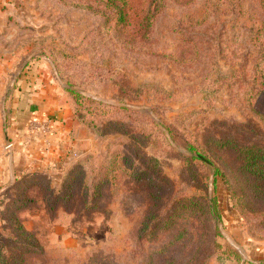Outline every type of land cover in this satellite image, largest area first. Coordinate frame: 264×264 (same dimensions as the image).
<instances>
[{
	"label": "rangeland",
	"instance_id": "obj_1",
	"mask_svg": "<svg viewBox=\"0 0 264 264\" xmlns=\"http://www.w3.org/2000/svg\"><path fill=\"white\" fill-rule=\"evenodd\" d=\"M19 1L17 17L9 19L12 34L4 37L9 39L4 45L19 47L14 76L19 78L37 63V69L50 73L70 96L75 119L97 139L94 151L76 159L91 155V162L83 163L86 187L82 183L80 190L98 182L113 154L123 152L131 158L130 169H117L116 181L88 201L97 206L90 210L82 192L61 203L66 193L54 195L68 170L59 177L43 174L58 205L50 209L46 202L45 207L37 204L25 217V228L42 249L30 254L27 263L148 264L152 259L155 264H171L175 259L172 264H190L188 250L181 245L169 252V258L168 252L161 254L186 231L190 220L182 229L169 225L165 230L161 225L149 234L152 239L146 238L152 229L147 223L156 224L150 213L158 195L144 172L155 177L154 171L171 182L161 184V189L156 179L158 192L166 194V224L177 199L195 197L198 202L200 196H217L221 219L211 222L209 238L231 246L243 260L206 252L204 243L198 253L207 264L263 263L264 228L243 216L232 198L235 184L243 179L239 159L209 149L208 156L223 172L216 179L209 162L206 170L198 161L186 162L192 154L174 142L169 131L192 141L237 133L248 139L246 143L264 146V0H199L191 6L164 0L165 11L150 43L138 38L133 42L131 31L116 29L107 17L84 9L87 0ZM131 1L140 15L144 0ZM70 91L98 104L79 107ZM6 123L5 116V127ZM10 199H0V230ZM217 230L220 234L214 237Z\"/></svg>",
	"mask_w": 264,
	"mask_h": 264
},
{
	"label": "trees",
	"instance_id": "obj_2",
	"mask_svg": "<svg viewBox=\"0 0 264 264\" xmlns=\"http://www.w3.org/2000/svg\"><path fill=\"white\" fill-rule=\"evenodd\" d=\"M87 1L89 3L83 6L84 9L101 14L104 18L107 17L116 29L119 28L127 33L131 31L130 36L133 42L138 38L144 41V43H150L152 41V33L156 22L165 11L166 5L164 0H144V7L139 15L131 0ZM198 1L199 0H174V2L180 6H191ZM75 6L77 5L75 4ZM70 92L74 96L76 103L80 105L79 107L86 105L85 102L98 104L95 101L80 96L74 91ZM86 123H88V121ZM90 125L93 126L92 124ZM249 131L251 132L252 130H248V132ZM169 132L174 142H181L185 149L192 154L191 157H185L186 162L193 164L195 161H198L200 166L205 170L208 168V165H213L216 179L222 176L223 172L221 168L215 164L213 158L208 156L210 155L209 149L215 148L217 151L223 150L226 154L239 159L241 162V174L243 175V179L237 182L232 190L234 204L243 216L248 217V220H254L259 228H264V146L254 144L253 142L246 143L244 140L248 139H240L241 137H239L237 133L231 135L229 138L214 137L215 141H211V137L203 138V141H201V139L194 141L188 139V141L183 137H179L172 130ZM142 136L143 135L139 137ZM133 138L137 137L134 136ZM140 140L146 139L142 138ZM206 140H209L208 143H212V146L207 145L205 143ZM90 158L91 155H87L86 157L76 160L72 164L73 167L71 166L72 168L68 169V172L66 171L67 174L65 172V174L68 175L67 179H65L64 176L61 186L54 192V195L56 192L57 194L66 193L65 196L61 197L62 200L59 199V203L64 199H70L73 195H78L79 192H82L84 197L86 196V199L84 198V203L86 204L85 208L89 210L94 209L97 206L88 205V201L94 197H99L106 185L116 181L117 173L119 172L117 169H120V167L125 168V166L130 169L128 162H131V158L128 154L123 152L120 153V156L113 154L110 160L112 165L110 164V166L102 167V174L99 176L98 182L94 185H90L89 188L86 189L85 182L81 179V177L83 178V176H81V171L84 168V162L86 165L91 162ZM202 158H205L209 164L207 165ZM149 159L150 161L153 160L152 158ZM72 170L76 171L72 172ZM154 172L156 178L144 172L148 179L147 183L153 188L154 195H158V200L153 204L150 213V215L153 214L155 216L156 221L152 222L156 224L152 225L149 222L147 223V226H149V228L152 227V229L149 230L146 238L152 239L149 237V234L154 230H159L158 228L161 227V225H164L163 228L165 230L167 229L166 226L169 225H179L182 229V223L190 220L189 227L186 231H181V235L177 240H171L172 242L169 240L168 242H170L171 245L168 246L167 250L162 251L161 254L168 252L167 258H169V252L171 250H176L177 246L181 245L182 248L188 250L190 264H207L208 260H203V257L198 253L200 246L205 243L206 252L212 251V253H215L218 257L224 259L233 258L241 262L243 258L238 251L229 245L222 246L215 238H209L211 222L221 219L217 196L214 195L213 199L200 196L201 198L198 199V202H196L197 200H195V197L189 198L186 196L182 201L177 199L179 202L177 201L176 204L171 207L172 209L170 208L172 210V213L169 215L171 219L170 222L166 224V216H164L163 213V207L167 202H165L166 194L164 192H158V183L156 179L161 180L159 182L161 189V184H171V182L164 177H158L159 175L157 172ZM134 173L137 174L135 171ZM202 174L206 176L205 171H203ZM24 183V185L21 184L18 186L15 197L10 199L4 206V209L7 210V217L3 224L4 228L0 230V264H28L27 259L30 254L42 251L33 234L25 228L23 222L16 213L33 204V200L26 195L25 190L29 186H40L45 193V201L50 209H54L58 205V202L54 200L55 197H51V193L53 192L52 184L49 182L46 175L36 174L30 179H25ZM82 183L85 185V190L81 191L80 188L83 189ZM182 212L184 213L182 214ZM219 234L217 230L214 237L219 236ZM206 238L209 239L206 240ZM159 256L161 255L159 254ZM170 261L171 264L175 263V259H171ZM153 263L152 259L148 261V264ZM261 264H264V262Z\"/></svg>",
	"mask_w": 264,
	"mask_h": 264
},
{
	"label": "crops",
	"instance_id": "obj_3",
	"mask_svg": "<svg viewBox=\"0 0 264 264\" xmlns=\"http://www.w3.org/2000/svg\"><path fill=\"white\" fill-rule=\"evenodd\" d=\"M19 0H0V199L15 196L19 185L36 174L59 177L80 156L94 151L97 139L79 123L70 96L47 71L37 63L16 80L14 71L20 63L19 47L6 46L10 18ZM6 6V8H5ZM17 17V15L15 16ZM37 69V70H36ZM5 116L11 147L6 145ZM41 125H45L44 128ZM6 187L8 189L4 190ZM21 190V189H20ZM26 195L34 202L19 211L25 217L45 207L40 186H29Z\"/></svg>",
	"mask_w": 264,
	"mask_h": 264
},
{
	"label": "water",
	"instance_id": "obj_4",
	"mask_svg": "<svg viewBox=\"0 0 264 264\" xmlns=\"http://www.w3.org/2000/svg\"><path fill=\"white\" fill-rule=\"evenodd\" d=\"M50 65L54 68L53 64L50 62ZM55 70V68H54ZM18 75H16L14 77V81L12 82L13 84L16 82ZM94 98V97H91ZM95 99V98H94ZM5 135H6V145L9 146L11 144L9 136H8V132H7V127H5ZM206 163H208V161L205 158H202ZM8 189V187H6L4 190Z\"/></svg>",
	"mask_w": 264,
	"mask_h": 264
},
{
	"label": "built area",
	"instance_id": "obj_5",
	"mask_svg": "<svg viewBox=\"0 0 264 264\" xmlns=\"http://www.w3.org/2000/svg\"><path fill=\"white\" fill-rule=\"evenodd\" d=\"M44 126H45V125H41V127H43V128H44ZM7 147L10 148V147H11V144H10L9 146H7Z\"/></svg>",
	"mask_w": 264,
	"mask_h": 264
}]
</instances>
